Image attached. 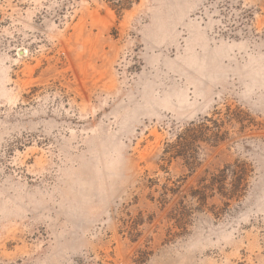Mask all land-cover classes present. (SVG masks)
I'll use <instances>...</instances> for the list:
<instances>
[{
    "label": "rangeland",
    "instance_id": "1",
    "mask_svg": "<svg viewBox=\"0 0 264 264\" xmlns=\"http://www.w3.org/2000/svg\"><path fill=\"white\" fill-rule=\"evenodd\" d=\"M235 161L239 196L191 197ZM0 264H264V0H0Z\"/></svg>",
    "mask_w": 264,
    "mask_h": 264
},
{
    "label": "trees",
    "instance_id": "2",
    "mask_svg": "<svg viewBox=\"0 0 264 264\" xmlns=\"http://www.w3.org/2000/svg\"><path fill=\"white\" fill-rule=\"evenodd\" d=\"M214 114H217L216 119L204 116L198 122H190L185 126L176 134L174 141L166 144L163 150L162 159L166 160V158L170 159L179 157L189 169H195L197 166L195 160V154L197 153L196 146L199 142H205L212 146H216L227 138L228 131L223 129L224 125L235 121L244 127L250 122L247 118L248 115L238 108L230 109V107H226L222 116H219V111H215ZM246 120L247 123L245 124L244 121ZM207 121H210L212 124L209 125ZM243 164L244 163H238L235 161L233 164L225 165L217 174L211 175L207 183L203 182V180H205L204 178H201L199 186L191 189L189 194L192 198H196L199 203L204 202L210 195L208 193L212 194L214 191L227 199L239 196L240 185L244 180V177L241 174H238L236 169L238 166L242 167ZM227 171L229 173H226ZM228 174H230V177L232 178L230 189L225 187V180ZM167 183L168 179L167 182L161 186L162 192L158 199L161 203H165L167 193H170L173 196L180 188V185L176 184L174 181H172V186H167ZM154 184H157V181L149 184L148 187H151ZM169 217L178 222L177 224L183 222L184 211L183 206L181 205V200L178 201L177 205H174L171 208L169 211Z\"/></svg>",
    "mask_w": 264,
    "mask_h": 264
}]
</instances>
